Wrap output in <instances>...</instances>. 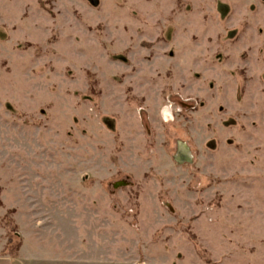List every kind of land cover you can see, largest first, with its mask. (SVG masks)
Here are the masks:
<instances>
[{"label": "rangeland", "instance_id": "obj_1", "mask_svg": "<svg viewBox=\"0 0 264 264\" xmlns=\"http://www.w3.org/2000/svg\"><path fill=\"white\" fill-rule=\"evenodd\" d=\"M0 264H264V0H0Z\"/></svg>", "mask_w": 264, "mask_h": 264}, {"label": "water", "instance_id": "obj_2", "mask_svg": "<svg viewBox=\"0 0 264 264\" xmlns=\"http://www.w3.org/2000/svg\"><path fill=\"white\" fill-rule=\"evenodd\" d=\"M174 160L179 164L194 162V154L190 145L186 141L178 140Z\"/></svg>", "mask_w": 264, "mask_h": 264}, {"label": "trees", "instance_id": "obj_3", "mask_svg": "<svg viewBox=\"0 0 264 264\" xmlns=\"http://www.w3.org/2000/svg\"><path fill=\"white\" fill-rule=\"evenodd\" d=\"M18 235V234H17ZM10 241H12L13 242V238H11V240ZM10 245H8V247H9ZM15 249L14 250H19V248L21 247V242H17V244H15Z\"/></svg>", "mask_w": 264, "mask_h": 264}]
</instances>
